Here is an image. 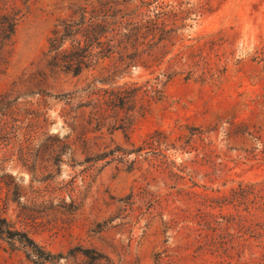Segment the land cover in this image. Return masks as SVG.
Here are the masks:
<instances>
[{"label":"rangeland","instance_id":"1","mask_svg":"<svg viewBox=\"0 0 264 264\" xmlns=\"http://www.w3.org/2000/svg\"><path fill=\"white\" fill-rule=\"evenodd\" d=\"M102 6L110 53L50 66L62 24ZM5 8L0 231L50 258L1 234L0 264H264V0Z\"/></svg>","mask_w":264,"mask_h":264},{"label":"trees","instance_id":"2","mask_svg":"<svg viewBox=\"0 0 264 264\" xmlns=\"http://www.w3.org/2000/svg\"><path fill=\"white\" fill-rule=\"evenodd\" d=\"M100 9V14L96 11L90 15L89 19H85V11L81 9V18L77 22H69L62 24V31L51 40L48 53L52 54L49 65L59 68L73 75L80 74L83 70L89 68L97 58H104L113 48L111 43L113 39H108V35L113 33V37L118 36L117 29H112L113 23H108V10ZM17 24V14L7 11L5 8V0H0V51L11 40L15 33ZM120 28V27H116ZM125 30V29H124ZM82 37L83 40L79 39ZM70 41V48H63L64 43ZM93 46H96L98 52H93ZM246 191L241 187L235 197L244 198ZM259 193V192H258ZM1 234L7 236H18V241L27 243L35 252V256H45L44 260L50 258L49 254H45L38 249L34 243L24 234L13 233L7 228L0 231Z\"/></svg>","mask_w":264,"mask_h":264}]
</instances>
